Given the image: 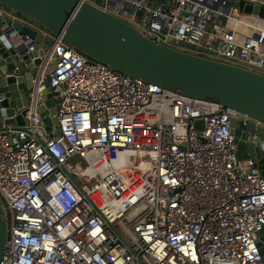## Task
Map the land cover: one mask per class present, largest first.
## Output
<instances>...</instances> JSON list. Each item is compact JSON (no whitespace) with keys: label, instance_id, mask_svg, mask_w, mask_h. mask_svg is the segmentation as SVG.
Here are the masks:
<instances>
[{"label":"built area","instance_id":"obj_1","mask_svg":"<svg viewBox=\"0 0 264 264\" xmlns=\"http://www.w3.org/2000/svg\"><path fill=\"white\" fill-rule=\"evenodd\" d=\"M88 1L159 43L264 74V17L241 12L244 19L230 0ZM6 16L54 42L41 56L29 130L0 128L9 220L1 264H264V175L255 158L238 156L231 118L261 121L125 75L0 5V21ZM10 37L31 41L18 30ZM48 86L58 134L38 110ZM128 151L153 159L118 226L88 189L94 180L104 199L122 196L130 174L114 159ZM86 164L91 178L81 172Z\"/></svg>","mask_w":264,"mask_h":264},{"label":"water","instance_id":"obj_2","mask_svg":"<svg viewBox=\"0 0 264 264\" xmlns=\"http://www.w3.org/2000/svg\"><path fill=\"white\" fill-rule=\"evenodd\" d=\"M229 3L240 12L264 17L263 5L245 0ZM0 5L59 36L90 59L125 75L189 98L219 103L264 124L263 73L159 43L88 0H0ZM14 30L28 35L31 41L15 42L10 37ZM53 42L51 36L31 24L9 16L0 21V128L29 130L27 106L33 98L35 79L42 73L41 56ZM31 45L35 50L28 51ZM52 67L45 69L47 83ZM50 91L48 86L40 92L38 110L44 123L53 127L58 120ZM231 124L238 156L255 158L264 175V125L236 117L231 118ZM197 126L202 128L203 123L198 122ZM59 132L56 126L54 134ZM259 236L258 246L264 254V228ZM8 237V213L0 195V264Z\"/></svg>","mask_w":264,"mask_h":264},{"label":"bare ground","instance_id":"obj_3","mask_svg":"<svg viewBox=\"0 0 264 264\" xmlns=\"http://www.w3.org/2000/svg\"><path fill=\"white\" fill-rule=\"evenodd\" d=\"M122 156L125 155V159L118 158L114 159V165L116 168L125 169L126 171H129L130 177L129 179H125L127 181V184L129 187H125V192L122 196L112 198V199H104L103 196L100 195L99 191L94 186V180H92V185L88 189L90 192V195L97 201V204L103 208L107 213L110 214L111 219L117 224L118 226H122L123 221L121 220V214L129 208L130 206V200H131V207L135 206V200H134V182L135 179L139 180V177L143 174L145 166L147 163L150 162L151 159H153V155L147 153L146 151H128V152H121ZM126 166V167H124ZM122 167V168H121ZM91 166L89 164H86L85 167L81 170L85 174L87 178H91L92 174L89 172ZM137 181L136 184H138ZM130 194L129 200L126 199V196ZM97 197V198H96ZM133 198V199H132ZM133 217L136 216L134 219L138 217L137 212H134ZM131 217V216H129Z\"/></svg>","mask_w":264,"mask_h":264},{"label":"rangeland","instance_id":"obj_4","mask_svg":"<svg viewBox=\"0 0 264 264\" xmlns=\"http://www.w3.org/2000/svg\"><path fill=\"white\" fill-rule=\"evenodd\" d=\"M238 14H239L240 17H242L244 19H249V16H246L245 14H243L241 12L238 13ZM74 163H75L76 166H80V162L79 161L76 160Z\"/></svg>","mask_w":264,"mask_h":264},{"label":"crops","instance_id":"obj_5","mask_svg":"<svg viewBox=\"0 0 264 264\" xmlns=\"http://www.w3.org/2000/svg\"><path fill=\"white\" fill-rule=\"evenodd\" d=\"M51 128V127H50Z\"/></svg>","mask_w":264,"mask_h":264}]
</instances>
